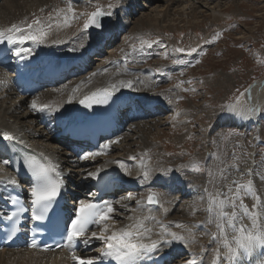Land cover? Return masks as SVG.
Wrapping results in <instances>:
<instances>
[{"label": "snow or ice", "instance_id": "6c2138e0", "mask_svg": "<svg viewBox=\"0 0 264 264\" xmlns=\"http://www.w3.org/2000/svg\"><path fill=\"white\" fill-rule=\"evenodd\" d=\"M113 4L107 6V10L97 6L96 9L88 13L77 14L71 2L66 3L65 7L53 8L46 17L35 16L29 22L27 19L19 23L0 28V45L5 46V51L11 56L19 60L29 59L33 54V48L25 47L27 43L36 46L47 45L50 37L54 32H58L63 28L70 27L72 21L80 16L86 17L83 22L82 30L87 31L91 27L96 29L102 28V18L113 16ZM43 12V9H41ZM219 33L216 34V39ZM139 47L136 43L130 45L132 52H143L145 48H151L153 44L158 43L151 38L137 37ZM52 44L61 43L58 39H52ZM123 51V50H121ZM176 53H185V48L178 47L173 50ZM196 48L187 50L188 55L196 53ZM125 53L126 63L127 56ZM165 59L168 58V53H161ZM199 61H197L198 63ZM173 64H182L184 61L173 59ZM107 72V69H104ZM157 72L161 69L157 68ZM183 73H181L182 75ZM93 76L96 73L92 74ZM144 84V80L138 81ZM181 81L180 84H183ZM188 83H191L189 81ZM134 86L132 79L118 80L115 83H109L108 86L98 88L91 91L81 99L79 103L85 108L91 109L94 105H104L109 102L115 92L120 89H131ZM179 87V85H177ZM188 91V89H184ZM194 90V89H193ZM80 91V86L77 85L72 89V94L68 95L67 103H72L76 99V93ZM242 96L244 93L241 94ZM250 97V90L248 91ZM38 99H33L30 108L34 112H47L53 114L59 111V107H54L50 103H38ZM240 97H237L236 104L227 105V110L238 115L242 119H250L257 113H264V109L257 106L248 105L242 106L239 103ZM233 133L229 132L227 136ZM227 138V137H225ZM0 139L7 142H12L16 138L13 134L5 131L0 133ZM119 143V140H108L99 145V151L89 152L80 157L87 160L89 157L106 154L111 145ZM147 152L144 153V158L140 159L139 169L143 181H148L151 178L152 169L147 162ZM251 155V154H248ZM41 156L43 154L41 153ZM136 159V157H130ZM218 164L215 169H206L208 181L203 188L204 195L201 200L205 202L204 211L207 213V223L215 227V231L205 232V235L210 237V244L215 246L211 249L212 256L210 264H248L251 259L254 264H264V198L258 193L254 183V177H259L264 183V152L261 154V160L256 167H245L241 170V163L247 165L246 160H241L233 154L231 161L216 157ZM119 167L126 174L131 173L127 170L122 162ZM256 164L255 161H253ZM24 164L31 176L34 178V184L31 187V220L44 221L52 207L53 201L61 195L63 187L62 173L59 171V165L44 157V162L37 159L35 155H27L24 158ZM188 167L195 173L205 171L199 162L192 161ZM102 169H97L94 172H88L87 177L97 180L100 177ZM165 171V170H161ZM235 173V174H234ZM247 177V179H245ZM0 183L19 187V182L16 178L0 177ZM95 193H89V198L80 199L74 210V216L66 225L61 233V238L64 243L57 244L55 248H67L70 250L73 264H142L145 258H148L158 252L166 244L173 242H182L185 247L196 242V233L193 227L177 223L176 228L182 229L181 232L171 231L164 225L162 221L156 220V217L145 215V206H160V193L148 190L146 202L142 198L136 200V207L126 210L132 212V215L127 216L129 223L117 227V221L114 214L116 209L113 202L108 200L97 201ZM132 193H128L122 197L123 200H133ZM250 198L254 201L251 208L245 203V199ZM11 203L16 205L15 211L10 214L0 213L4 220L11 222V228L8 232V238L16 236L19 231V219L21 215L28 211L19 203L18 197H10ZM119 203V201H117ZM150 211V209H149ZM167 212V209H164ZM149 221H154L159 227L158 232H153V227L149 226ZM247 221V223L245 222ZM98 229V230H93ZM153 235L156 238H153ZM95 241L100 242L101 248L99 254L90 256L77 255V249L83 246L84 249H90ZM31 248H37L38 242L35 238L28 245ZM45 251H54L51 246H45ZM205 249L202 248V252ZM163 253H161V256ZM185 264H198L197 259L193 257ZM200 264H203L201 258Z\"/></svg>", "mask_w": 264, "mask_h": 264}, {"label": "bare ground", "instance_id": "6f19581e", "mask_svg": "<svg viewBox=\"0 0 264 264\" xmlns=\"http://www.w3.org/2000/svg\"><path fill=\"white\" fill-rule=\"evenodd\" d=\"M46 1L47 0H0V28L7 27V23L9 22L22 19L26 14L32 13V9H45L44 7ZM63 1L67 2L66 0ZM134 1L135 2L133 3V5H129L130 10H127V8L123 6L119 11L118 15H120L123 19L120 23H118L117 18H115V20L112 19V17H109L110 21L108 25L96 33L90 32L89 30L84 31L82 30V27L79 33L74 32L80 24L83 25L82 17L84 16H80L78 19L72 21L70 27L63 28V30L61 31L67 36L66 38H58L56 32H54L52 37H50L49 43L47 45L36 46L31 43H27L25 45V47H31L34 50L32 56L28 60V63L30 64L29 66H32L35 71H38V69L40 68V63L43 64V61L52 62V68L54 69L55 73L58 72L61 68L67 67L63 65L64 63L68 64L70 61H73V59L74 62L77 61L78 67L74 72V76L69 77V80L63 82L61 85H55L57 87H48L31 100L23 99L17 102L18 98L15 97V87L11 84L8 74L0 69V133L7 131L13 134L16 139L9 143L17 145L20 144L26 148L29 147L40 156L42 153L43 159L44 157H48L53 161V163H57L59 165V171L62 173V179H64L66 182L72 183L73 189L76 190L75 193H86L87 189L89 188V184L93 181V179L87 177V173L94 172L97 169H102L101 173L115 175L121 179H124L126 182L129 181L135 187L144 188L142 192L135 190L132 193V195L134 196V200L126 202L124 200H121L119 203L114 205V208L116 209V213L114 214V216L117 221V227L129 223V221L127 220V216L132 215V212L126 210L124 205H127L128 209L135 208L136 200H140L142 198L145 200V197L148 194V190L150 188L152 190L156 189L158 187V184H160L162 187L167 188V190H172L175 184L184 183L183 185H181L180 189H183L185 186L190 187V189L192 190L190 194L191 196H193L196 192V188L191 186L188 181L184 180L180 176V172L178 171L173 172V174L166 172L163 173L166 177L175 176L177 180L169 179V177L166 178L165 176H160V174L151 173V175H154L151 176L148 181H143L139 169L141 158L137 160L130 159V157H132L131 155H135L137 153H139L138 157H141L142 155L140 153L147 152L150 146H155L152 141H147L143 134L144 129L142 128L146 125H150V129L155 130V128H159L161 126V123L157 122L158 120H152L147 123H141L142 121H138L137 123H129L125 129L126 132H129V135H126L124 137H116L113 140H119V143L111 145L106 154L89 157V159L87 160L81 158L68 159L67 153H65L56 145L53 139L55 120H71L73 117H75L76 113H80L84 108V106L78 102L79 99L83 97V95L98 88L106 87L109 85V83H115L118 80L132 79L134 81L133 88L120 89L119 91L114 93L110 100H113V102L116 101L118 103H121V106L124 104L126 98H129L135 103H139L142 101L144 102L141 111V113L143 114L152 110L156 112L157 108H164L168 111L171 106L175 107L177 104L176 95H169L167 92L159 95H151L152 88H150L148 84L149 81L151 82V80H154L158 77L157 74L159 73H157L156 70L151 68L131 69L128 67V64L125 63L124 59L116 60L110 57L105 59L102 57L90 58L93 63L89 64L87 62V52L93 51L97 46V42H99L102 38H106L110 32L114 31V29L119 28L124 32L126 28L131 25V22L134 20V18L147 9L149 10L148 19H160L154 23H160V21L164 22L165 18L169 14L170 8H176L177 12L181 11V13L183 14H186L185 12L188 9H191L192 19H196V9H194V12L193 4H198L197 8H200V11H198L199 13L209 12L212 15L214 21H219L223 17V11L220 8L219 0H149V3H146L145 0H143L144 2H140L141 0ZM161 1L162 4H158ZM119 3H122V0H119L118 4ZM80 5L79 9L82 13L87 8L83 5L82 8ZM131 8L133 9L131 10ZM75 10L77 13L79 12L77 8ZM129 13H131L130 16ZM28 18L29 15H26L23 20ZM169 21L171 22V20ZM70 31H72V33H70ZM52 39H58L61 41V43L52 44ZM110 44L113 43L110 42ZM0 46L5 50V46ZM106 54H108V50L104 55ZM104 69H107V72H105ZM93 73H96V75L93 76ZM159 75V81L156 84L155 88L161 82V79H163L162 75ZM139 80H144L145 83L141 84L138 82ZM77 85L80 86V91L75 94L76 99H74L72 103H67L68 95L72 94V89ZM249 90L250 97L248 95ZM36 98H39L38 103H50L54 107L58 106L59 111L53 114H47L46 116L40 118L39 112H34L30 108L32 100ZM164 98H170L172 99V102L166 104L164 103ZM243 98L247 106H258V104H261V102L264 103V78L255 81L244 93ZM239 103L241 105V102ZM156 105L159 106L156 107ZM125 114L126 113H124V116ZM147 117L150 118V116ZM43 119L46 120V125L44 126L41 125ZM229 121V124L232 127L236 128L237 130L243 131L249 128L255 121L257 122L258 120L257 114L252 116L250 119H242L238 115H234L226 110V112L223 113L217 120V126L215 130L219 129ZM133 130H136L134 135H130L132 134ZM136 138L144 143L143 147L142 145L139 146V150L137 152L125 150L124 155H122L121 157H117L114 159L110 158L109 155H111V151L113 150L115 145L122 146L125 143L127 144L131 141H134ZM5 143L8 142L0 139V177L9 178L8 176L10 174L7 171V161H4L5 159L3 158L2 152V148ZM128 149L130 148L128 147ZM113 153H115V155H113ZM113 153L111 155L112 157H116L122 154L119 150H115ZM213 159L210 161L211 164L214 161ZM253 160L254 159L251 158L249 159V161H247V165L243 164L242 166L244 167V169L245 167H251V163L253 162ZM117 162H122L131 174H126L125 171L119 167V163ZM149 167L152 168V166L150 165ZM261 170L264 171V169ZM206 179L207 180L204 183H201L202 188L200 190L196 185H194L198 188L197 190L200 191L201 196L204 195L203 188L207 185L208 177ZM254 183L258 190V193L262 196V198H264V183L261 182L259 177H254ZM9 186L10 185L7 183H0V194H2L3 189L8 188ZM193 200L195 199H192L190 201ZM245 202H252V204L254 203V201L250 198H246ZM186 204L187 203H184L182 207H184ZM144 214L154 216L156 217V220H158L157 216L158 214H160V207L154 209L145 206ZM179 219L185 220V218L180 215L177 216L176 220ZM245 222L247 223V221ZM211 225L212 224H205L204 229L201 230L200 233L203 234L205 232L215 231L214 226L210 230ZM149 226L153 227L154 233L156 232V229L160 230L159 227L155 225L154 221H149ZM171 228L173 227H169L170 230ZM194 229L195 231H198L196 225ZM197 236L198 235L196 234V237ZM153 238L155 239L156 236L153 235ZM93 246L98 249L101 248V244L98 241H95L93 243ZM214 246V244L209 245V241L207 240L202 241L198 236L194 245L192 244L188 247H185L182 242H173L171 244H168L166 251H169L170 255H173L177 254L180 248L185 249L186 254H181L182 258L178 259L176 262H174V264H185L186 261L191 260L193 257L197 259L198 264H200L201 258L203 260V264H206L211 260V249ZM202 248L205 249V251L202 252ZM79 255L90 256L92 254ZM0 264H66V260L65 257H63L61 254L58 256H50L47 254H34L31 252H0ZM248 264H254V261L250 259L248 261Z\"/></svg>", "mask_w": 264, "mask_h": 264}, {"label": "rangeland", "instance_id": "374dc122", "mask_svg": "<svg viewBox=\"0 0 264 264\" xmlns=\"http://www.w3.org/2000/svg\"><path fill=\"white\" fill-rule=\"evenodd\" d=\"M116 2L117 0L102 1L98 2L96 7L100 6L107 9L109 4L115 5ZM141 2L144 1L141 0ZM158 4H162V1ZM193 5V11L196 9V19H192L191 9H188L185 12L186 14H183L181 11L177 12L176 8H170L164 22L160 21V23H154L160 19H148V9L138 14L131 22V25L126 28V30L129 29L128 33L125 32L126 30L124 31L125 34L122 35L116 45L111 47L106 58L113 57L112 59L116 60L124 58L122 55L132 50L130 47L132 43H136L137 47H139L137 37L143 36L144 38L158 41L151 48L144 49L148 53L145 61H134L135 57H140L142 54L140 51L135 53L129 51L127 56L128 64L135 68L148 67L155 70L159 68L161 71L168 70L165 76L166 79L158 89L154 88L159 81V74L156 73L158 77L151 80V82L149 81L148 85L152 88L151 95L167 92L169 95L177 96V104L172 107V112H166L162 120L158 119L157 122L161 123L159 128L151 130L150 125L142 128L147 141H152L155 144V146H148L147 160L149 165L152 166L151 173H161V170H165L163 172L178 171L182 177L194 181L200 190L202 188L201 183H204L208 177L206 169H215L218 164L217 156L230 162L232 158L230 150L239 146V143L247 144L244 149L235 148L237 157L241 160H249L250 155L248 154H253L249 142L251 133L243 134L237 129L219 130L218 133L214 131V128L219 114L221 116L225 113L227 105L236 104L237 97H240L239 102H241V105L247 106L243 98L244 95L242 96L241 94L245 93L255 81L264 78V0H219L220 8L223 11V17L219 21H214L209 12L199 13L198 4ZM80 6L82 7V4ZM57 7H65L62 0H47L43 12L41 9H32V13L26 14L27 16L29 15L27 20L30 22L34 15L46 17L53 8ZM89 8L87 7L83 13L91 12L95 9ZM77 9L79 10L77 14L81 13L80 9ZM23 18L9 22L7 26L12 23H19ZM85 18L82 17V22H84ZM82 26L80 24L74 32L79 33ZM62 30L56 32L58 38L67 37L61 32ZM217 33H219V36L213 39ZM156 46L163 48L161 51H157ZM178 47L185 48V53L173 51ZM190 48H196L197 52L188 55L187 50ZM165 52L169 54L167 59L161 55V53ZM143 59L144 56H141V60ZM173 59L182 60L184 63L173 64ZM197 61L199 62L197 63ZM181 73L183 74L181 75ZM181 81H184V83L180 84ZM189 81L191 83H188ZM184 89H188V91ZM166 101L172 102V99L169 98ZM135 131L133 130L131 135H134ZM229 132L233 133V135L227 136ZM141 143L136 138L134 141L125 143L122 146L115 145L111 154L115 150L121 151L122 154L116 157L109 156L114 159L124 155L125 150L137 152L140 145L144 146V143ZM210 153H213L214 159L211 158V160L213 159L214 161L212 164L207 161L208 164L203 166L205 156ZM142 155L144 156V154ZM133 157L137 158V156ZM192 161L199 162L205 171L195 173L188 167L181 168L182 165H190ZM187 170L190 171L188 172ZM160 176L165 175L160 174ZM191 186L196 188L192 184ZM157 191L163 197L172 199V197H167L163 190ZM167 191L172 192L171 189ZM183 203L184 200L181 199V204ZM181 204L171 209L172 211L169 212L168 216L176 217L180 215L186 221H193L190 222L193 231L202 241H210L208 235L200 233V224H208L207 217L203 212L205 208L204 201L201 200V197L198 196L193 201L189 200L184 207H180ZM246 204L251 208L252 202H246ZM176 218L169 220L173 222ZM157 219L159 221L164 219L161 209ZM164 225L166 226V223ZM195 225L198 231H195ZM213 226L211 225L210 230ZM169 227H173V224L170 223ZM158 231L156 229V232ZM171 231H179L183 234L182 229L175 228L173 230L171 228ZM209 245L213 244L209 242ZM206 264H210V262Z\"/></svg>", "mask_w": 264, "mask_h": 264}, {"label": "water", "instance_id": "95a60500", "mask_svg": "<svg viewBox=\"0 0 264 264\" xmlns=\"http://www.w3.org/2000/svg\"><path fill=\"white\" fill-rule=\"evenodd\" d=\"M106 23V17L102 18V25H104ZM93 30H97L95 27H92Z\"/></svg>", "mask_w": 264, "mask_h": 264}]
</instances>
